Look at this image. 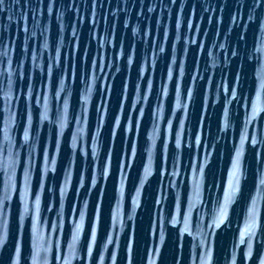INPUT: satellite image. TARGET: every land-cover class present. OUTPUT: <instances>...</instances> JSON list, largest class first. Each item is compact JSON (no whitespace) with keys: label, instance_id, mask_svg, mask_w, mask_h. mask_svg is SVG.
Wrapping results in <instances>:
<instances>
[{"label":"water","instance_id":"obj_1","mask_svg":"<svg viewBox=\"0 0 264 264\" xmlns=\"http://www.w3.org/2000/svg\"><path fill=\"white\" fill-rule=\"evenodd\" d=\"M0 264H264V0H2Z\"/></svg>","mask_w":264,"mask_h":264},{"label":"snow or ice","instance_id":"obj_2","mask_svg":"<svg viewBox=\"0 0 264 264\" xmlns=\"http://www.w3.org/2000/svg\"><path fill=\"white\" fill-rule=\"evenodd\" d=\"M0 2H2V0H0Z\"/></svg>","mask_w":264,"mask_h":264}]
</instances>
